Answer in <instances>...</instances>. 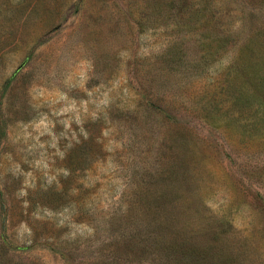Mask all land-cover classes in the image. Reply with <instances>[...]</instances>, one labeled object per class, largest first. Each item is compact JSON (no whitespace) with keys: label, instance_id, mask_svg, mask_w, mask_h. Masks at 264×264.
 I'll use <instances>...</instances> for the list:
<instances>
[{"label":"rangeland","instance_id":"1","mask_svg":"<svg viewBox=\"0 0 264 264\" xmlns=\"http://www.w3.org/2000/svg\"><path fill=\"white\" fill-rule=\"evenodd\" d=\"M0 264H264V0H0Z\"/></svg>","mask_w":264,"mask_h":264}]
</instances>
